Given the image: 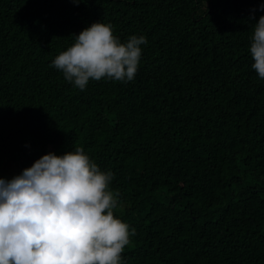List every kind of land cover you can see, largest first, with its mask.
<instances>
[{"label": "trees", "instance_id": "obj_1", "mask_svg": "<svg viewBox=\"0 0 264 264\" xmlns=\"http://www.w3.org/2000/svg\"><path fill=\"white\" fill-rule=\"evenodd\" d=\"M261 4L0 0V178L82 146L135 229L122 264H264ZM96 21L147 44L134 80L80 90L50 65Z\"/></svg>", "mask_w": 264, "mask_h": 264}, {"label": "clouds", "instance_id": "obj_2", "mask_svg": "<svg viewBox=\"0 0 264 264\" xmlns=\"http://www.w3.org/2000/svg\"><path fill=\"white\" fill-rule=\"evenodd\" d=\"M145 44L143 35L122 42L111 24L96 21L50 66L80 90L90 80L129 82ZM250 54L264 79V15L253 24ZM113 178L82 146L46 153L20 175L0 178V264H122L135 229L114 214L119 193L110 188Z\"/></svg>", "mask_w": 264, "mask_h": 264}, {"label": "rangeland", "instance_id": "obj_3", "mask_svg": "<svg viewBox=\"0 0 264 264\" xmlns=\"http://www.w3.org/2000/svg\"><path fill=\"white\" fill-rule=\"evenodd\" d=\"M18 172V167L16 169L15 166L12 167V169L10 171H6L5 173L2 174V177L4 176L5 180H10V178L12 179Z\"/></svg>", "mask_w": 264, "mask_h": 264}]
</instances>
